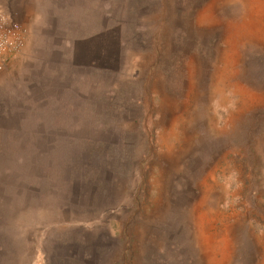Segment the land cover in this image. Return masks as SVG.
I'll return each instance as SVG.
<instances>
[{"label": "rangeland", "instance_id": "1", "mask_svg": "<svg viewBox=\"0 0 264 264\" xmlns=\"http://www.w3.org/2000/svg\"><path fill=\"white\" fill-rule=\"evenodd\" d=\"M0 4V264H264V0Z\"/></svg>", "mask_w": 264, "mask_h": 264}, {"label": "built area", "instance_id": "2", "mask_svg": "<svg viewBox=\"0 0 264 264\" xmlns=\"http://www.w3.org/2000/svg\"><path fill=\"white\" fill-rule=\"evenodd\" d=\"M28 40V27L18 21L7 6L0 4V73L24 52Z\"/></svg>", "mask_w": 264, "mask_h": 264}]
</instances>
